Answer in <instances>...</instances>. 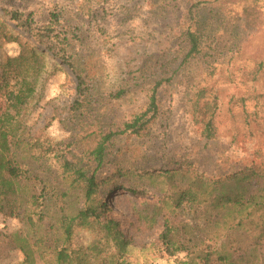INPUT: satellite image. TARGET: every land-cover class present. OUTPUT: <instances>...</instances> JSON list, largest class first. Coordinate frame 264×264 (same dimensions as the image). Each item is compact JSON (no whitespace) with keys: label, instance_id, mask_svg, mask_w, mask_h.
Wrapping results in <instances>:
<instances>
[{"label":"rangeland","instance_id":"374dc122","mask_svg":"<svg viewBox=\"0 0 264 264\" xmlns=\"http://www.w3.org/2000/svg\"><path fill=\"white\" fill-rule=\"evenodd\" d=\"M196 1L206 3L191 16L188 9ZM3 9L19 11L33 29L51 18L58 19L56 32L66 34L68 53L74 54L89 75L86 95L80 99L81 111L72 109L78 83L68 64L62 62V53L52 54L31 33L10 21ZM0 20L7 25L0 34V79L11 59L15 60L11 75L33 84V100L21 112L23 137L33 151L46 153L36 162L24 154L19 158L32 162L33 167L44 165L52 177L61 174L63 160L81 161L92 171L95 164L90 150L97 144L99 129L115 130L139 112L147 101L149 75H159L158 67L168 63L166 71L172 78L159 90L160 116L153 124L154 131L139 138L115 137L98 174L113 178L119 169L123 176L113 178L110 188L117 181L125 188L147 190L136 195L115 191L108 196L109 208L132 243L128 261L181 264L191 258L185 252L166 251L158 239L160 224L137 220L140 212L151 211L154 205L160 213L171 212L162 203L172 193L171 185L160 178L150 186L152 182L143 172L175 163L184 166V171L217 180L249 168L264 169V0H0ZM188 27L200 35L202 54L183 61L187 46L177 35ZM32 48L46 55L45 68L38 58L29 57ZM147 66L152 67L150 72H136ZM11 115L0 88V147L7 155L11 151ZM210 118L213 134L207 139L203 131ZM178 184L181 182L175 178L173 185ZM70 194L66 212L74 214L82 205V193L76 189ZM20 213L18 210L15 217L0 213V264H25L18 249L23 241L10 238L17 233L33 240ZM56 215L55 210L50 211L40 233L48 231ZM213 217L201 211L183 212L171 214L170 221L203 228ZM96 226L94 231L76 228L72 245L86 247L93 240L113 244L106 225L99 222ZM223 242L219 239L206 245L212 250ZM260 243L253 264H264V240ZM187 246L195 249L192 243ZM198 248L195 256L206 247ZM243 254L240 251L235 257L244 258Z\"/></svg>","mask_w":264,"mask_h":264},{"label":"trees","instance_id":"16d2710c","mask_svg":"<svg viewBox=\"0 0 264 264\" xmlns=\"http://www.w3.org/2000/svg\"><path fill=\"white\" fill-rule=\"evenodd\" d=\"M203 3L206 1L191 3L188 9L189 14L192 16ZM3 11L9 15L10 21L27 33H31L37 42L45 45L52 54L55 51L62 53L64 56L62 62L68 64L78 83L77 97L72 109L76 112L81 111L80 99H84L86 95L84 90L87 88L84 85L89 75L73 58L74 54L68 53L67 39H64L66 34L56 32L55 26L59 25L58 19L51 18L46 25L33 29L29 19L19 11L7 12L6 9ZM6 28V22L0 20V34L5 32ZM60 35H63V39ZM177 38L187 46L183 61L202 54L201 37L190 27L181 29ZM29 57L35 61L38 58L43 68L47 66L46 55L35 48L30 50ZM13 61L15 60H7L5 68H2L3 74L0 79V88L4 91L7 106L12 111L8 119L11 151L7 155L0 147V213L15 217L18 210L21 212L29 236L33 240L17 233L10 235V238L12 241H23L18 245L19 251L23 254V262L25 264H132L128 261L132 243L122 231V222L109 208L108 196L115 191L136 195L144 194L147 190L125 188L117 181L110 188L109 182L117 176L122 177L123 173L118 169L117 176L110 178L102 177L98 172L115 137L132 135L139 138L151 135L154 131L153 124L160 116L159 90L168 85L172 78V74L168 76L166 71L168 63L158 67L159 75H149L147 101L139 112L134 113L129 120L115 130L104 132L99 129L97 144L90 150L92 162L95 164L92 171L90 166L81 161L63 160L60 165L61 174L58 177H52V174L47 175L48 170L44 165L38 167L31 165L32 162L41 160L46 155L45 152L33 151L29 147L28 139L23 137L25 132L20 119L23 108L33 100L35 88L25 77L17 79L11 75ZM151 70L152 67L147 66L141 70L138 68L136 72L143 74ZM11 78H15L13 84L9 82ZM117 96L120 97L121 93ZM212 130L213 122L210 118L204 124L203 136L210 139ZM19 154H24L26 159L32 162L21 161ZM143 173L150 178L152 182L150 186H153L160 178H164L165 182L171 185L172 193L170 192L162 201L170 207L171 212L160 213L154 205L151 211L140 212L137 220L149 225L160 224L162 229L158 239L170 254L181 251L185 252L187 257L192 256L181 264H253L252 256L261 244L260 241L264 240V169L249 168L217 180L184 171V166L175 163L169 167L152 168L151 171ZM175 178L179 179L181 185L178 184L176 187L173 185ZM21 181L30 185H22ZM76 189L82 193V205L75 210L74 214H70L66 212V200ZM15 204H17L16 207ZM51 210L57 212L55 222L46 228L48 230L46 233H40ZM200 211L204 215H214L212 223L206 221L207 226L203 228L183 221L179 223L170 221L171 214L183 212L195 214ZM158 217H160L159 222ZM99 222L104 223L112 232L113 244L93 240L86 247L72 245L71 240L76 228L94 231ZM206 230L209 231L206 232ZM219 239L224 242L218 247H213L212 250L209 245H206L210 241ZM27 241L34 242L31 244ZM191 243L194 250L187 246ZM199 246L206 247L205 252L195 256L194 253L198 251ZM240 251L244 253V258L247 257L246 260L235 257V254Z\"/></svg>","mask_w":264,"mask_h":264}]
</instances>
